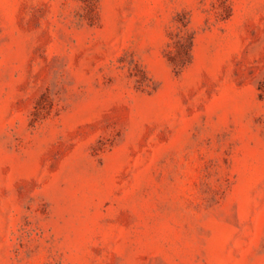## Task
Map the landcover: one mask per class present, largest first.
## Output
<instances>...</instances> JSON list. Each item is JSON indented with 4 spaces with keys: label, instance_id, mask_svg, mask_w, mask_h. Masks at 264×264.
<instances>
[{
    "label": "rangeland",
    "instance_id": "rangeland-1",
    "mask_svg": "<svg viewBox=\"0 0 264 264\" xmlns=\"http://www.w3.org/2000/svg\"><path fill=\"white\" fill-rule=\"evenodd\" d=\"M0 264H264V0H0Z\"/></svg>",
    "mask_w": 264,
    "mask_h": 264
}]
</instances>
